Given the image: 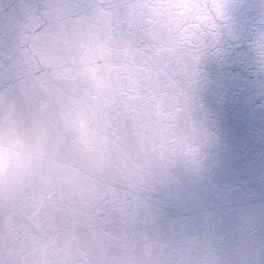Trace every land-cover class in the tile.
<instances>
[{
	"label": "water",
	"instance_id": "water-1",
	"mask_svg": "<svg viewBox=\"0 0 264 264\" xmlns=\"http://www.w3.org/2000/svg\"><path fill=\"white\" fill-rule=\"evenodd\" d=\"M262 22L264 0H0V264L264 243Z\"/></svg>",
	"mask_w": 264,
	"mask_h": 264
},
{
	"label": "clouds",
	"instance_id": "clouds-1",
	"mask_svg": "<svg viewBox=\"0 0 264 264\" xmlns=\"http://www.w3.org/2000/svg\"><path fill=\"white\" fill-rule=\"evenodd\" d=\"M199 253L193 254L189 264H200ZM228 264H264V243L256 245L248 243L245 246H238L230 251Z\"/></svg>",
	"mask_w": 264,
	"mask_h": 264
},
{
	"label": "snow or ice",
	"instance_id": "snow-or-ice-1",
	"mask_svg": "<svg viewBox=\"0 0 264 264\" xmlns=\"http://www.w3.org/2000/svg\"><path fill=\"white\" fill-rule=\"evenodd\" d=\"M217 8H219V5H217ZM262 27L259 30V32L264 33V22L261 23ZM260 55L264 56V41L260 43Z\"/></svg>",
	"mask_w": 264,
	"mask_h": 264
}]
</instances>
